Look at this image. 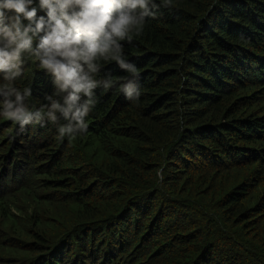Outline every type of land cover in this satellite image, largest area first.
Instances as JSON below:
<instances>
[{
	"label": "trees",
	"instance_id": "obj_1",
	"mask_svg": "<svg viewBox=\"0 0 264 264\" xmlns=\"http://www.w3.org/2000/svg\"><path fill=\"white\" fill-rule=\"evenodd\" d=\"M125 53L138 105L0 121V264H264V0H173Z\"/></svg>",
	"mask_w": 264,
	"mask_h": 264
},
{
	"label": "clouds",
	"instance_id": "obj_2",
	"mask_svg": "<svg viewBox=\"0 0 264 264\" xmlns=\"http://www.w3.org/2000/svg\"><path fill=\"white\" fill-rule=\"evenodd\" d=\"M173 0H0V121L52 126L63 142L88 130L97 89L138 105L140 69L125 53ZM115 64L125 75L104 69ZM42 74L51 91L33 97Z\"/></svg>",
	"mask_w": 264,
	"mask_h": 264
}]
</instances>
